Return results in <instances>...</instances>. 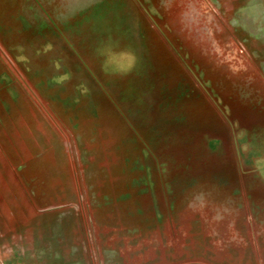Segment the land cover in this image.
I'll return each mask as SVG.
<instances>
[{
  "label": "rangeland",
  "instance_id": "obj_1",
  "mask_svg": "<svg viewBox=\"0 0 264 264\" xmlns=\"http://www.w3.org/2000/svg\"><path fill=\"white\" fill-rule=\"evenodd\" d=\"M0 264H264V0H0Z\"/></svg>",
  "mask_w": 264,
  "mask_h": 264
}]
</instances>
